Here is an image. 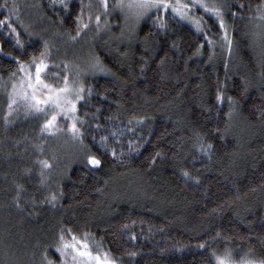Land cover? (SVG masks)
Returning a JSON list of instances; mask_svg holds the SVG:
<instances>
[{"label":"trees","instance_id":"1","mask_svg":"<svg viewBox=\"0 0 264 264\" xmlns=\"http://www.w3.org/2000/svg\"><path fill=\"white\" fill-rule=\"evenodd\" d=\"M7 3L19 19L13 11L15 30L0 27V264H46L45 251L59 264L65 228L88 232L91 250L117 264H216L226 250L264 259V43L256 25L264 0H219L230 51L211 14L203 15L214 43L161 12L164 27L156 13L133 37L115 26L109 34L105 21L114 25L120 13L85 7L89 27L72 40L84 0ZM4 16L9 9L0 7ZM45 42L56 62H47L50 78L59 69L72 88L85 86L76 114L82 141L70 129L47 131L43 112L18 99L9 110L20 62L32 65ZM96 56L106 71L90 70ZM77 66L88 69L79 79Z\"/></svg>","mask_w":264,"mask_h":264},{"label":"snow or ice","instance_id":"2","mask_svg":"<svg viewBox=\"0 0 264 264\" xmlns=\"http://www.w3.org/2000/svg\"><path fill=\"white\" fill-rule=\"evenodd\" d=\"M60 3H64V0H60ZM101 5L104 9V14L107 17L110 11H114L119 9L123 15L125 20L127 21L129 16L131 15L134 17L135 23L138 24L141 19L148 16L153 10L157 13L156 19L159 20V26L164 27L166 25V21L159 16L161 10L167 12L171 10L173 15H179V17L191 21L197 30L206 31L205 28V15L211 14L214 16L220 27L223 29L224 32V40L227 43L229 51L231 50L232 40L228 35V29L225 24L224 19V8L222 5L215 2V0H191V3H183L181 0H176L173 3V0H113L112 8L109 9V0H101ZM0 7L8 8L9 9V16H4L2 20H0V27L4 26L5 24L9 25V30L14 31L15 26L11 24V13L16 11L17 6L15 4L9 8L7 0L5 3L0 4ZM65 7L67 5L65 4ZM85 7L91 9L92 4L89 3L84 5L82 3L80 9V15L76 17L77 21L79 22L76 36H70V39L75 40L77 36L81 34L85 29L89 27L87 23L84 22V9ZM203 9L205 15L196 16L193 15L192 12L195 8ZM243 7V5H240ZM233 15H240V13H233ZM258 15L261 19H264V11H258ZM16 17L19 19V12L16 11ZM87 19L89 21L92 20V13L91 11L87 14ZM96 21V28L99 31L100 25V15L97 14L95 16ZM23 23V21H21ZM105 27L108 26V21H105ZM210 27V26H209ZM123 35V32L121 33ZM210 43H214L211 37H208ZM49 54V50L47 47V42H45V51L40 54L39 57L33 56V61L39 60V63H35V73L33 74L30 70L25 71L23 77L21 78V84L23 86L24 81H27V88L31 89V93L29 94L26 90L23 91V102L27 105L30 109H36L40 111L43 106L51 104L53 108H58L60 111L67 112L71 111L73 113L72 123L70 126L71 133L73 138L83 140L82 130L77 124V117L75 116L76 111V101L82 100L84 97L82 93L84 92V84L82 82L79 83L78 87L72 88L69 85L68 77H60L59 73H52L51 75L57 77L62 81V86H56L55 84L49 83L45 79H43L41 73L47 69L48 64L45 62V57ZM19 60V57H16ZM21 69H28L29 66L24 63L20 62ZM90 70L95 72H104L106 71V67L103 64L102 60L96 56L94 58L93 63L90 65ZM88 71V69L81 70L77 66L76 76L79 79L82 72ZM13 75H15L13 73ZM44 75H48L47 72H44ZM37 92H40L41 95H37ZM75 93V100L70 99V93ZM91 89H89V93ZM13 93H16V84H13ZM224 94L221 92L218 94L217 99L223 100ZM232 97H228L229 101H232ZM16 100L13 98L9 103V110L11 111L12 104L15 103ZM67 105V108L65 107ZM233 108L230 107L229 116H231ZM56 113L53 112L49 119L45 120L44 128L49 132H56L59 130L58 125H56ZM106 140V137H101V141ZM210 148L211 145H208ZM112 155L116 156L117 153L115 149H112ZM88 159L90 160L91 164L93 165H100L101 160L97 158V156L92 155L89 156ZM42 164L50 166V162L47 160L42 161ZM187 175V173H186ZM197 179H199L197 177ZM52 199L55 200V194L52 195ZM65 231L71 234V239L65 238ZM90 234L88 232L82 233L83 239L80 235H77L71 228H65L60 232L59 240L60 243L56 245V249L61 256V260L59 264H117V262L110 257V254L105 251L102 253L103 259H101V253L99 251L93 252L90 248L88 243V236ZM97 247H99V242H96ZM199 247H204V244L201 243ZM213 253L215 254V250L213 249ZM46 264H57L55 260L49 259L47 251L44 253ZM216 264H234V261L231 258V250H226L224 255H216ZM241 264H264V259L256 261V260H242Z\"/></svg>","mask_w":264,"mask_h":264},{"label":"rangeland","instance_id":"3","mask_svg":"<svg viewBox=\"0 0 264 264\" xmlns=\"http://www.w3.org/2000/svg\"><path fill=\"white\" fill-rule=\"evenodd\" d=\"M84 2H86L87 4L91 3L92 4V8L91 9H93L92 11H94V9H97L98 12L103 15V17H106L105 14H104V9H103V7L101 5V0H84ZM175 2H176V0H173V3H175ZM181 2H183V3H191V0H181ZM209 2H211V0H209ZM215 2L218 3L219 0H215ZM112 5H113V0H109V9L112 8ZM87 9H89V8H87ZM261 9L264 11V5H263V7ZM112 12L113 13H117V12L120 13L119 14L120 19L114 25H110L108 23V26L105 28V30L110 34V31L112 30L113 26H115V27L118 28V33L119 32L120 33L123 32V35L130 36V37L134 36V34L136 32V28L139 26V24L143 20H145L150 14H156L155 10H153L148 16L144 17L143 19L140 20V22L138 24H136L135 20H134V17H132L131 15L129 16L128 20L126 21L125 18H124L123 13L119 9H116L114 11H110L108 17H110L112 15L111 14ZM161 13H164V14L165 13H171L173 15L171 10H168L167 12L161 10ZM192 14L196 15V16H200V15H203L204 12H203V9L197 7V8L194 9ZM173 16H175V17L187 22L188 24H190L191 26H193L197 30V28L195 27V25L191 21H188V20H185V19L179 17L178 14L177 15H173ZM256 25L258 27L260 26L259 27V32L260 33L258 32V36H259V39H261V40L263 39L262 43H264V19L257 21ZM205 28H206V31H200V30H197V31L200 32V33H203V34L207 33L209 35V37L212 38L213 36H211L209 34L208 27H207L206 23H205ZM219 36H220L219 40L221 42L225 41L224 40V32H222L221 35H219ZM261 48L264 51V44H263V46ZM45 62L46 63L48 62V63L53 64V65L56 64V62H53L52 60L47 59V57H45ZM35 63H39V60H36L35 62H33L32 65H28L29 68L28 69H24V70L25 71H29L30 70L34 74L35 73V66H34ZM44 72H47V69H45ZM44 72L41 73L43 79H45L49 83L55 84L56 86H62V81L60 79H58L55 76L54 77L52 76L54 78V79H52V78H50L49 75H44ZM55 72L59 73V75H60L59 69L56 70ZM22 75H24V73ZM64 76L68 77V74L60 75V77H64ZM21 78L22 77H20L18 79V81L15 83L16 84V93H13V96H14L15 100L18 99V101H20V102H18V104H21L23 108H28L27 105L23 102V95L20 94V93H22L23 91L26 90L30 94L31 93V89L27 88V81H24L23 86H22ZM68 79H69V77H68ZM12 91H13V88H12ZM37 95H41V93L37 92ZM70 99L75 100V93L74 92L70 93ZM77 101H76V111H75V116L76 117H77L76 114H77V108H78L77 107ZM65 107L67 108V105H65ZM40 111L43 112V114L45 115L46 119H49L51 117L52 113L55 112L56 113V122L55 123H56V125H58L59 130L64 129V128L70 129V126H71V123H72V117H73V113L71 111H69V112H67V114H65V112L60 111L58 108H53V106L51 104L43 106ZM67 239H71V236L68 237ZM231 258L234 261V264H241L242 260H250V257L245 255V254L244 255L239 254V256L236 257V258L231 256ZM101 259H103L102 253H101ZM31 262L34 263V264H42L41 261H38L35 258H33L31 260Z\"/></svg>","mask_w":264,"mask_h":264}]
</instances>
